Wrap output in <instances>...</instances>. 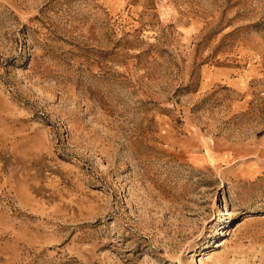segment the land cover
Wrapping results in <instances>:
<instances>
[{
    "label": "rangeland",
    "instance_id": "1",
    "mask_svg": "<svg viewBox=\"0 0 264 264\" xmlns=\"http://www.w3.org/2000/svg\"><path fill=\"white\" fill-rule=\"evenodd\" d=\"M0 264H264V0H0Z\"/></svg>",
    "mask_w": 264,
    "mask_h": 264
}]
</instances>
